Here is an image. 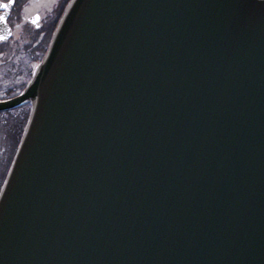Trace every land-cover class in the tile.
Here are the masks:
<instances>
[{
	"label": "water",
	"instance_id": "obj_1",
	"mask_svg": "<svg viewBox=\"0 0 264 264\" xmlns=\"http://www.w3.org/2000/svg\"><path fill=\"white\" fill-rule=\"evenodd\" d=\"M22 103L0 264H264V0H68Z\"/></svg>",
	"mask_w": 264,
	"mask_h": 264
},
{
	"label": "flooded vegetation",
	"instance_id": "obj_2",
	"mask_svg": "<svg viewBox=\"0 0 264 264\" xmlns=\"http://www.w3.org/2000/svg\"><path fill=\"white\" fill-rule=\"evenodd\" d=\"M6 2L8 0H0ZM68 0H13L7 15L10 37L19 29L21 47H0V101L18 95L45 52L51 33ZM15 64V68L12 66ZM29 106L0 109V190L25 125Z\"/></svg>",
	"mask_w": 264,
	"mask_h": 264
},
{
	"label": "rangeland",
	"instance_id": "obj_3",
	"mask_svg": "<svg viewBox=\"0 0 264 264\" xmlns=\"http://www.w3.org/2000/svg\"><path fill=\"white\" fill-rule=\"evenodd\" d=\"M19 29H17L15 32H14V34H13V36H12V38L9 40V41H7V42H5V43H0V47H2V48H5V47H11V48H19V47H21V42H22V39H21V37H19ZM0 65H1V61H0ZM13 68H15V64L12 66ZM1 68H3V69H5L6 67H0V73L2 74V69ZM2 78H1V76H0V80H1Z\"/></svg>",
	"mask_w": 264,
	"mask_h": 264
},
{
	"label": "snow or ice",
	"instance_id": "obj_4",
	"mask_svg": "<svg viewBox=\"0 0 264 264\" xmlns=\"http://www.w3.org/2000/svg\"><path fill=\"white\" fill-rule=\"evenodd\" d=\"M10 7V3H0V8L8 9ZM0 22L7 24V19L3 15H0ZM0 39H4L3 36H0Z\"/></svg>",
	"mask_w": 264,
	"mask_h": 264
}]
</instances>
